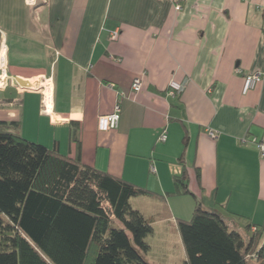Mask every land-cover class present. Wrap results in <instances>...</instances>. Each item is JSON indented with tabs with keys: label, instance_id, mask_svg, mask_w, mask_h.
Segmentation results:
<instances>
[{
	"label": "crops",
	"instance_id": "1",
	"mask_svg": "<svg viewBox=\"0 0 264 264\" xmlns=\"http://www.w3.org/2000/svg\"><path fill=\"white\" fill-rule=\"evenodd\" d=\"M0 47L12 79L0 89V120H20L42 143L47 132V146L148 189L132 203L154 224L151 264H186L178 220L192 218L197 200L246 237L248 224H264L255 143L264 142V0H0ZM171 81L184 90L171 95ZM117 104L119 127L102 129Z\"/></svg>",
	"mask_w": 264,
	"mask_h": 264
},
{
	"label": "trees",
	"instance_id": "2",
	"mask_svg": "<svg viewBox=\"0 0 264 264\" xmlns=\"http://www.w3.org/2000/svg\"><path fill=\"white\" fill-rule=\"evenodd\" d=\"M21 126L0 120V264H151L154 224L132 203L151 192L27 139ZM178 227L186 264H264V224H248L246 237L197 200Z\"/></svg>",
	"mask_w": 264,
	"mask_h": 264
},
{
	"label": "built area",
	"instance_id": "3",
	"mask_svg": "<svg viewBox=\"0 0 264 264\" xmlns=\"http://www.w3.org/2000/svg\"><path fill=\"white\" fill-rule=\"evenodd\" d=\"M26 2L30 6H34L37 4V0H26ZM117 35L118 32H114L113 38H117ZM261 77H262L261 72H257L254 74H246L244 79L243 93L247 94L251 89H253L256 86V84L260 81ZM45 81L46 80L44 79V82ZM10 82H12V79L7 75L6 53L4 52L3 48L0 47V89H6L9 86ZM141 86H142V79L135 78L133 81V89L140 90ZM184 88H185V83L178 81H171L169 91L171 95H177L180 94L184 90ZM47 90H48V86L43 85L42 94H43V105L45 112H49V107L48 104L46 103ZM120 112H121V106L120 104H117L113 113L101 117V128L109 131L117 129L120 124ZM208 133L210 136L216 137V133L215 131H213V129H209ZM160 139L162 141H165L167 139L166 132H163L161 134ZM255 143L261 152V156L264 157V142L256 141Z\"/></svg>",
	"mask_w": 264,
	"mask_h": 264
},
{
	"label": "rangeland",
	"instance_id": "4",
	"mask_svg": "<svg viewBox=\"0 0 264 264\" xmlns=\"http://www.w3.org/2000/svg\"><path fill=\"white\" fill-rule=\"evenodd\" d=\"M37 121H33V120H30V123H29V125H27L28 127H27V129H26V131L28 132V134H30L31 136H33V137H36L37 138V136H38V133H39V129L36 127L37 125H38V122H37V124L35 125V123H36ZM46 131V130H45ZM45 136V137H44ZM43 137V142H45V143H43V144H47L46 142H48L49 144L51 143V144H53V142H54V137H52V136H50L47 132H45V135H43L42 136ZM27 138V137H26ZM28 139V138H27ZM45 139V140H44ZM29 140H31V139H29ZM32 141H35V140H32ZM37 142V141H36ZM39 142V141H38ZM42 143V142H41ZM48 144V147H50V148H52V145H49ZM47 146V145H46ZM192 195V194H191ZM193 196V195H192ZM175 243H177L176 241H174ZM178 247L176 246V249H177ZM150 257H152V255L150 254L149 255ZM178 257H177V260H180V257L179 256H181L180 254H178L177 255ZM181 261V260H180ZM179 264H183L182 263V261L179 263Z\"/></svg>",
	"mask_w": 264,
	"mask_h": 264
},
{
	"label": "bare ground",
	"instance_id": "5",
	"mask_svg": "<svg viewBox=\"0 0 264 264\" xmlns=\"http://www.w3.org/2000/svg\"><path fill=\"white\" fill-rule=\"evenodd\" d=\"M22 82L25 83V85H23V87L28 88V87H38L40 85V80H23L21 79ZM47 99H46V103L49 106V110L51 109V87H50V83L48 85V90H47Z\"/></svg>",
	"mask_w": 264,
	"mask_h": 264
},
{
	"label": "water",
	"instance_id": "6",
	"mask_svg": "<svg viewBox=\"0 0 264 264\" xmlns=\"http://www.w3.org/2000/svg\"><path fill=\"white\" fill-rule=\"evenodd\" d=\"M15 83H16V84H19V85H20V84L25 85V83L22 82L21 79H19V78H16Z\"/></svg>",
	"mask_w": 264,
	"mask_h": 264
}]
</instances>
